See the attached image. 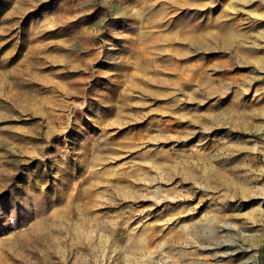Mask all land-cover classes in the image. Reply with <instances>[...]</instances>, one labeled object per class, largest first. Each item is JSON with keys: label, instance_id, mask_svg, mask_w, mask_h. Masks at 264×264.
Here are the masks:
<instances>
[{"label": "rangeland", "instance_id": "rangeland-1", "mask_svg": "<svg viewBox=\"0 0 264 264\" xmlns=\"http://www.w3.org/2000/svg\"><path fill=\"white\" fill-rule=\"evenodd\" d=\"M263 254L264 0H0V264Z\"/></svg>", "mask_w": 264, "mask_h": 264}, {"label": "trees", "instance_id": "trees-1", "mask_svg": "<svg viewBox=\"0 0 264 264\" xmlns=\"http://www.w3.org/2000/svg\"><path fill=\"white\" fill-rule=\"evenodd\" d=\"M262 262H261V264H264V254H263V256H262Z\"/></svg>", "mask_w": 264, "mask_h": 264}, {"label": "bare ground", "instance_id": "bare-ground-1", "mask_svg": "<svg viewBox=\"0 0 264 264\" xmlns=\"http://www.w3.org/2000/svg\"><path fill=\"white\" fill-rule=\"evenodd\" d=\"M224 32V31H223ZM224 34V33H223ZM223 36H225V35H223ZM252 66V65H251ZM215 226V225H214Z\"/></svg>", "mask_w": 264, "mask_h": 264}]
</instances>
